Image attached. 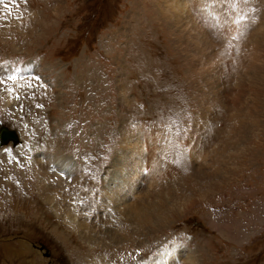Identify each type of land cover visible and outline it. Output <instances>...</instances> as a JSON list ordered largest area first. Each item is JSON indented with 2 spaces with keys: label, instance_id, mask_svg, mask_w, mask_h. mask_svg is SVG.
Masks as SVG:
<instances>
[{
  "label": "rangeland",
  "instance_id": "1",
  "mask_svg": "<svg viewBox=\"0 0 264 264\" xmlns=\"http://www.w3.org/2000/svg\"><path fill=\"white\" fill-rule=\"evenodd\" d=\"M186 2L188 10L173 0L0 4V80L5 81L0 83V126L16 129L22 138L0 143V169L7 165L10 171L0 170V264H96L110 256L116 260L111 264H142L145 255L156 258L168 245L196 249L207 264H264V39L257 51L242 50L246 33L260 29L264 0H240L236 12L246 14L240 25L232 23L236 12L225 0ZM253 60L258 70L252 83L248 66ZM13 73L25 77L7 79ZM228 105L242 113L239 120L229 116L238 117L227 113ZM141 132L147 135L144 146L137 140ZM54 140L60 141L63 157L77 160L82 185L96 186L91 194L103 184L106 170L116 167L121 174L132 156L127 142L140 144L143 167L149 169L139 196L152 181L153 155L162 161L160 151L170 150L168 161L163 159L169 169L164 181L178 191L170 206L175 215L181 210L177 220L150 235L139 233L136 244L121 221L120 234L131 240L128 247L108 243L111 228L93 207L82 221H92L104 240L80 237L79 226L58 221L53 202L43 203L28 168V157L56 152L54 144L49 150L42 146ZM7 147L19 155L2 154ZM191 150L197 156L207 153L201 160L210 162H194ZM201 166L207 175L196 172ZM85 196L80 198L87 204ZM190 199L195 201L184 209ZM22 200L26 204L19 210L14 202ZM33 209L42 221L47 218L26 227L33 216L40 217Z\"/></svg>",
  "mask_w": 264,
  "mask_h": 264
},
{
  "label": "bare ground",
  "instance_id": "2",
  "mask_svg": "<svg viewBox=\"0 0 264 264\" xmlns=\"http://www.w3.org/2000/svg\"><path fill=\"white\" fill-rule=\"evenodd\" d=\"M173 2L176 6L181 7L182 9L188 10L186 0H177V1L173 0ZM203 4H204V2H203ZM200 5H201V3H200ZM207 13L211 14L210 11ZM216 16H217V14H216ZM188 18H189V16H188ZM261 18L262 17L259 16V19H261ZM6 23H9V22H6ZM259 25H260V29L257 31V34L255 32L253 33V31L251 33L252 28L249 32L246 33V35H245L246 44L244 45L242 50H245L246 48L247 49L250 48L249 46H252V48H254L256 51L259 48H261L262 41L264 39V19L263 18H262ZM1 27H3V26H1ZM257 29L258 28H256V30ZM200 32H202V31H200ZM205 39H207V38H205ZM209 42L212 43L213 41H209ZM213 43H215V42H213ZM216 44H218V43H216ZM237 44H239V42ZM212 56H214V55H212ZM244 58H243V60H244ZM247 61H249L248 58H247ZM254 61L255 60H253V62L250 63V65L248 66V68L250 69L249 73H251V77L253 78L252 83L255 82L254 80H256L255 76H253L252 73L254 71L258 70L257 69L258 66L256 63H254ZM213 63H214V61H213ZM213 63H211V64H213ZM241 63H242V56H241L239 64H241ZM12 76L15 78L16 77H25V75L22 73H13ZM17 80H19V79H17ZM15 81L13 83H15ZM32 83H34V81ZM54 85L55 84L50 83L51 88H55ZM34 88H35V86H34ZM25 90H27V89H25ZM29 91H34V90L32 88H28V92ZM22 92L25 94L24 90ZM232 95H231V97L234 96V95L233 96ZM235 95H236V93H235ZM13 96H15V92L13 93ZM239 97H237V95H236V98H237L236 101L238 100ZM234 99H235V97H234ZM234 99L232 98V101ZM232 101L230 100L228 103H230ZM233 102H235V101H233ZM232 104L235 105V103H232ZM228 107H229L230 111L227 113H232V112L234 113L235 109H233V108L234 107L236 108V105L233 108L231 106L232 109H230L229 105H228ZM226 110H225V112H226ZM238 111H235L236 112L235 114L238 117H232V114L229 116H231L232 119L239 120V118L242 116H240L241 112L239 111L240 112L239 113ZM228 121H229V119H228ZM239 123H240V121H239ZM240 125L242 128L243 124L241 123ZM141 133L143 134V132H141ZM145 135L146 134H143L142 136H140L137 139V140H139V142L141 144H143V146H144V142L141 140H142V138L145 139V137H144ZM58 140L51 141L48 144L44 143V145H42V146H44V149L49 150V144L50 145L54 144V147H55L54 149L56 151L55 153H53V152L50 153L49 151L44 150L45 152H42V153H39V154H36L33 156L29 155L30 158L28 157V162H29L28 168H29L30 172L32 173V175L37 180V184L39 186L38 190L40 191L41 197H43L45 200V202H43L44 200H42V202L45 204H48V202H53L54 207L52 206L53 209L51 208L52 209L51 211L56 216V218H58V221H64L65 224L67 222L68 224L72 223V224H76L77 226H79L81 233L80 234L78 233V234L80 235V237L83 233L85 236L87 235V238H89L90 241H92L94 239L96 241L98 239L102 242L104 240V239H102V237L97 236V234H96L97 231H95L96 229H94V227L92 226V221H91V223H85L86 220L82 221V219L84 217L87 218V216H88V215H86L87 214L86 212H91V209L93 211V207L95 208V211H97L96 215L99 216L98 217L99 221H100V219H102L103 221H107L108 223L107 222L106 223L111 228L108 231V236L106 235L107 240L108 241L110 240L108 243L117 244V245L128 244V247H132L130 245L131 240L125 239L124 236H122L120 234L121 231L123 232V228L121 226L118 227V225L120 224L121 221L124 222V225L126 224L128 231L132 230V235H135V238H136L139 236V233H143V234L148 233L147 235H150L149 234L150 232H155V231H158L160 229H164V227H166L172 220H174L173 223L177 220V218L179 216L178 212H180L181 210H177V214L175 215L174 214L175 209L172 208V210L170 211V206L176 200V197L174 196V194L178 191L176 190V188L172 187L171 182L168 184L169 181H167V185H165V181H164V179H166L167 171L169 169L167 166H165L163 159H165V161H168V159L171 157V155H169L170 150H168V151L164 150L165 152H163V149H162V151H160V154H163V156L161 157L162 161L157 158L158 155H156V154L153 155L154 158H152V161H151V167H152L151 172L153 173L152 181L149 182V180H148V182L150 184H147V187L145 188L146 190L144 191V193L142 195L140 194L141 196H139L138 195L139 190L141 189V191H142V188H144V187H142V188L140 187L144 183L143 174L145 171V169L143 167L144 161L142 160V147L139 146L140 144L136 145L135 147H130L132 142L131 143L127 142L128 144L126 143L125 148H127V150L131 151L132 156H130V158L126 162V165L123 166V169L121 170V174L120 175L118 174L119 168H116V167L110 168L111 173H110V170H106L107 173L105 171V177H103V181H102L103 184L97 186V189H96L97 193H94V192H96V191H94L91 194L90 188L91 187L94 188L96 186L93 185L91 187H84L82 185V184H85V181H84L83 174H81L82 172H81L80 165H78L77 160L74 161L70 157L69 158L65 157V156L63 157L61 155L62 148H61V143ZM163 144H165V143H163ZM128 145H129V147H128ZM190 146H191V144H190ZM11 147H7L3 151H1L2 154L5 151H7V152H12L13 154L19 155L18 153L13 152ZM38 147H40V145ZM192 147L194 148V146H192ZM41 148H40V150H41ZM199 148L198 149L201 150V152L205 151L201 147H199ZM36 153H37V151H36ZM190 153H191L190 158L194 162H202L203 161L206 164L209 161V160L205 161L204 159L201 160L202 158L207 156V153H204V154L202 153L199 156H197V153H193L192 150ZM157 154H158V152H157ZM167 156H170V157H167ZM115 163L118 164L117 161H115ZM210 166H212V165H210ZM212 168H214V166ZM8 169H9V167L7 165H4V167L1 168L0 170L3 171V173H2L3 175H6L7 172L9 171ZM196 172L202 176H205L209 173V172L207 173L202 166L197 168ZM21 173H20V175L23 174V173L22 174ZM77 173H79L78 176L76 175ZM217 173L213 174V175H218ZM61 174H63L64 177ZM148 175H151V174L149 173ZM70 176L73 178H70ZM14 177H16V176H14ZM21 179H23V178H21ZM18 180H19V177H18ZM17 183H18V181H17ZM64 185H65V188L67 187L66 188L67 191L64 188H62ZM85 186H89V185H87V183H86ZM0 187H2V186H0ZM81 187H84L87 190V192H88L87 197L85 195H83V194H85L84 193L85 191L82 192L80 189ZM7 189H8V187H7ZM3 190H5V189H3ZM80 196H85L86 199L88 200V203L84 204L83 200H82V198H80ZM91 196H92V198H91ZM18 199H19V201H21L22 198H18ZM67 199L70 200L71 203H69L70 201H68V203H69L68 204L66 201ZM165 200H166V202H165ZM194 201L195 200L190 199L188 204L185 205L184 209L188 208L189 205L192 204ZM14 203H15L14 206L16 205L17 209H19V210H23V208H24L23 204H26V202H24L23 200H22V203L19 205H18V202H16V201ZM168 203H169V207L167 205ZM84 205L86 207H83ZM88 205H90V206H88ZM81 207H83V208H81ZM34 211H36V210H34ZM36 213L40 217L33 216L31 221L29 220L30 221L29 224L25 223L26 227L34 226L32 224L33 222H38L41 224H42V222L44 223V221L47 217L46 218L44 217L45 219H43V221H42L41 218L43 216L40 214L41 212L36 211ZM48 220H50V219H48ZM54 220H56V219H54ZM41 228H42V230H40V232L45 233V231L47 229H45L43 226H41L39 229H41ZM99 235H101V234H99ZM83 239H85V237H83ZM64 240H65V238H64ZM136 241H135V244L138 243L137 238H136ZM144 242H146V239H143V241L141 243L139 242L137 247L134 244L133 245L136 247L135 248L136 250H140L142 248V246L144 245ZM181 244H182V242H181ZM103 246H107V245H103ZM184 247H185V245H184ZM184 247H182V249L180 251H177L174 249L173 246L168 245V247H166L164 251L161 250L162 253L156 258H155V256H153L150 260H148L147 256H149V255L144 254L145 256L143 255L144 258L141 260V263L142 264H201V261H202L205 264H207L204 261V259L202 258V255L198 254V251L196 249H186ZM112 258H113V256H110L109 258H101L98 261H96V264H111L112 262H116V260L111 261ZM115 264H118V263H115Z\"/></svg>",
  "mask_w": 264,
  "mask_h": 264
},
{
  "label": "snow or ice",
  "instance_id": "3",
  "mask_svg": "<svg viewBox=\"0 0 264 264\" xmlns=\"http://www.w3.org/2000/svg\"><path fill=\"white\" fill-rule=\"evenodd\" d=\"M212 3L215 2V0H211ZM226 3H228L229 7L231 9H233L234 12H236V8H237V4L240 3V0H225ZM244 3H247V0H243ZM0 4H4V0H0ZM5 7H7L6 4H4ZM246 19V14L242 13V12H236V15L234 17V19L232 20V23L236 24V25H240L242 23V21H244ZM233 39H235V37H233ZM229 47H231V43L229 42ZM7 79L11 80V79H15V77L13 76H8ZM5 81L0 80V83H4ZM175 163L179 164L180 160H176L174 161Z\"/></svg>",
  "mask_w": 264,
  "mask_h": 264
},
{
  "label": "water",
  "instance_id": "4",
  "mask_svg": "<svg viewBox=\"0 0 264 264\" xmlns=\"http://www.w3.org/2000/svg\"><path fill=\"white\" fill-rule=\"evenodd\" d=\"M6 131H7L8 133H12V132H13V131H9V130H7V129H6Z\"/></svg>",
  "mask_w": 264,
  "mask_h": 264
}]
</instances>
